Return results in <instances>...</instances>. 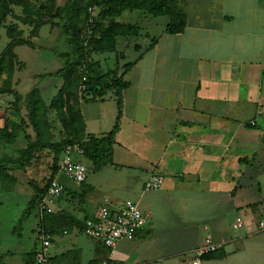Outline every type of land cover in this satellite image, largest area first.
Wrapping results in <instances>:
<instances>
[{
    "label": "rangeland",
    "instance_id": "obj_1",
    "mask_svg": "<svg viewBox=\"0 0 264 264\" xmlns=\"http://www.w3.org/2000/svg\"><path fill=\"white\" fill-rule=\"evenodd\" d=\"M104 1L0 0V264H27V254L34 250L40 230L62 234L66 228L69 232L66 239L72 243L89 240L95 243L74 227V222L96 211L106 203V198L110 199L108 206L114 208H120L129 199L136 201L150 214L153 226L150 235L156 234L158 245L166 250L195 245L206 232L205 223L228 214L227 200L236 188L212 191L201 183L186 182L180 172H164L155 161L151 162L152 166L145 165L154 156L153 152L146 142L139 152L132 149L134 142L129 138L132 130L125 117L115 160L138 168L106 166L94 172L90 162L78 155L88 166L90 178L77 184L58 162L57 176L65 187L63 194L59 198L44 196L32 213L22 219L29 202L38 193L37 188L44 189L53 174L56 155L49 146L81 141L85 131L84 112L89 129L95 134L110 132L115 125L118 108L110 97L113 91L106 92L108 97L104 102H97L98 96L79 93L75 65L78 53L63 16L72 15L77 40L91 51V16L102 28L112 19L102 14ZM58 8L63 15L57 13ZM115 20L137 23L142 33L139 37H118L120 41L114 52L94 51L91 60L96 74L110 69H117L120 74L128 62L135 61L151 45L153 37L159 39L162 33V40H178L165 32L168 16L155 17L135 11L125 12ZM62 68L66 71L60 76L38 77ZM136 69L130 75L135 86L139 76ZM140 76L145 78L141 73ZM258 119L264 129V117ZM29 143H37L40 148L23 164L21 154ZM122 145L127 148L123 153ZM245 149L251 151L247 154L250 158L258 153L252 183L258 176L256 182L264 195V140L249 143ZM246 161L249 159L242 162ZM140 166L146 167L141 170ZM154 173L164 176L163 186L147 190L144 184Z\"/></svg>",
    "mask_w": 264,
    "mask_h": 264
},
{
    "label": "crops",
    "instance_id": "obj_2",
    "mask_svg": "<svg viewBox=\"0 0 264 264\" xmlns=\"http://www.w3.org/2000/svg\"><path fill=\"white\" fill-rule=\"evenodd\" d=\"M182 1L187 26L182 33L171 34L178 40H162L163 33L159 39L153 37V47L140 52L125 75L131 85L123 91L114 161L118 168H138L115 160L126 117L132 149L139 152L146 142L153 152L145 165L155 161L164 172H180L186 182L201 183L212 191L236 188L227 200L228 214L205 223L206 232L195 245L170 250L158 245L156 234L150 235L151 222L115 248L90 240L72 243L64 228L50 248L58 264H194V251L207 241L224 245L206 254L201 264H264V230L258 226L264 218V195L256 182L258 176L252 183L258 153L250 158L251 151L245 149L249 143L264 140L258 119L264 117V0ZM134 68L139 75L137 86L130 77ZM109 91L117 106L114 90ZM85 114L83 140L89 134L102 137L108 133L91 132ZM121 149L123 153L127 148L122 145ZM241 158L249 161L243 163ZM101 206L80 219L95 216ZM237 218L242 224L235 228Z\"/></svg>",
    "mask_w": 264,
    "mask_h": 264
},
{
    "label": "trees",
    "instance_id": "obj_3",
    "mask_svg": "<svg viewBox=\"0 0 264 264\" xmlns=\"http://www.w3.org/2000/svg\"><path fill=\"white\" fill-rule=\"evenodd\" d=\"M102 5L104 7L102 11L103 16L110 17L112 19L109 25L105 28H102L100 24L96 20V22H94L93 19L91 24L92 26L90 28L91 39L89 41V44L92 45L91 51L87 50L86 47L81 45L77 40L76 28L73 24L72 15H63L61 8L57 9V13L63 15L67 19L69 28L72 32V44L78 53V60L75 62V65L78 66V90L80 95H91L94 96V98L97 96L102 98L108 90H114L117 97L118 108L115 125L110 132L106 133L102 137L89 134L86 139H82L79 142L69 140L65 144L59 143L49 146L54 150L56 155L53 174L48 185L44 189L37 188L38 193L29 202L27 212L22 219L28 217V215H30L37 206L38 201L47 195L49 185L56 178L60 170L58 162H60V156L66 146L73 144L79 145L83 151L84 157L93 163L94 172H98L106 166L119 167L114 161V146L117 143L116 136L120 131V121L123 114V91L131 85L130 82L124 78L126 73L134 66L136 61L128 62L125 65V70L122 74H119L117 69H110L107 73L96 74L93 68L94 62L91 58L94 51L114 52L116 50L118 37H139L141 35V27L137 23H124L115 19L122 16L127 11L138 10L155 17L168 16L169 22L166 25L165 31L169 34H180L187 26V14L182 0H106L102 2ZM154 43L155 39L153 43L149 45L148 50L153 47ZM83 66L84 70H81V67ZM65 69L66 68H62L53 73L40 74L38 77L43 78L45 76H60L66 71ZM83 76H86V81H83ZM82 83L85 84L86 88L81 94L80 86ZM246 127L252 128L253 125L247 124ZM39 148V144L29 143L21 154L23 164L28 163L30 158ZM244 159L246 160L247 158H241L240 161L242 162ZM74 223L76 224L74 227L81 231L84 229L83 220L75 219ZM49 231L53 234L52 236L55 237V235H57L55 230ZM36 247L37 242L34 250L27 254V264L34 263ZM53 259L56 262V259Z\"/></svg>",
    "mask_w": 264,
    "mask_h": 264
},
{
    "label": "built area",
    "instance_id": "obj_4",
    "mask_svg": "<svg viewBox=\"0 0 264 264\" xmlns=\"http://www.w3.org/2000/svg\"><path fill=\"white\" fill-rule=\"evenodd\" d=\"M89 14H94V7H89ZM91 22L93 18L91 16ZM84 70V66L81 67ZM86 76H83V81H86ZM86 88L82 83L80 92L83 93ZM78 155L83 156V151L77 144L68 145L64 148L60 156V167L65 174L77 184H82L87 181L89 176L88 166L78 159ZM164 176L154 174L144 184L147 190H157L163 186ZM64 185L56 178L49 185L47 195L52 198H59L64 192ZM109 202L101 206L95 216L84 220V229L82 230L94 242L103 244L108 248H115L117 244L127 238H133L137 233L149 227L150 214L143 211L138 203L134 200H126L120 208L108 206ZM242 224L241 218H237L234 224L235 228ZM260 229L264 230V218L258 222ZM66 232V230H64ZM48 230H40L37 233V247L34 254L33 264H57L54 257L50 253V248L53 244L54 236ZM223 243L207 241V243L197 248L194 251L196 257L194 264H201L205 254L216 251L223 247ZM102 264H111L103 262Z\"/></svg>",
    "mask_w": 264,
    "mask_h": 264
}]
</instances>
